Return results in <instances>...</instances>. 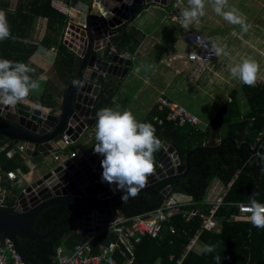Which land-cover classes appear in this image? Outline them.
Instances as JSON below:
<instances>
[{"label":"trees","instance_id":"1","mask_svg":"<svg viewBox=\"0 0 264 264\" xmlns=\"http://www.w3.org/2000/svg\"><path fill=\"white\" fill-rule=\"evenodd\" d=\"M108 5L112 6L113 3L109 2ZM168 6L171 9L172 3ZM143 9L145 8L136 9V17L142 14ZM0 10L7 13L11 26V38L0 41V59L28 64L39 46L44 48L55 46L58 57H61V61L56 60L57 64L63 61L69 67L71 76L76 77L81 61L62 40L69 19L54 9L50 0H17L13 9L9 0H0ZM37 18L43 20V32L36 45L27 40ZM127 38H123L122 41L119 37L118 39L114 37L112 41L119 48ZM138 44L133 43L129 50L134 53L138 49ZM104 93L106 95L101 94L102 97L95 107L96 119L97 112L105 108L111 98L107 90ZM239 94L247 105V110L243 113L238 101ZM167 112V109L159 110L156 104L144 123H150L162 143H167L174 149L181 165H184L190 152L206 150L189 158L190 170L186 176L163 187L129 197L125 202L118 201L115 205L126 216L143 214L159 207L163 202L161 190L170 187L176 194L188 196L193 203L185 206V210L196 208L198 213L187 219L182 214L174 215L170 220V225L175 229L174 234L163 230L161 239L144 237L135 246L133 264H157L156 262L175 264L182 256L181 264H217L216 256L220 258L219 264H264V229L253 227L245 219L237 220L238 208L235 206H218L214 212V219L219 221L217 230L199 232L197 242L203 248L201 254L186 250V246L200 229L201 214L209 212V206L201 203L205 200L206 192L214 179L224 185L231 182L225 193V202L249 203V197L255 192L257 201L264 203V159L254 155L250 149L255 139L264 131V89L242 84L239 91H232L228 103L217 109L216 118L205 131L166 123ZM155 120H161L162 125L158 126ZM4 141L5 139L0 137L1 169L5 173L16 168L27 172L22 157L7 158L8 148L3 147ZM217 142L222 145L219 150L213 151L218 147ZM163 154L162 147L153 154L154 170L157 169V163ZM7 209L12 210L13 207ZM224 216H232L233 220L224 221ZM80 219L79 212L66 207L47 208L40 214L34 232L50 236L44 241L20 242V249L32 263L56 264L57 249L62 248L65 253H69L75 246L88 240V236H77L74 232L75 224ZM111 240L113 237L109 234L98 236L94 239L93 252H97L98 244H106ZM209 245H215L214 252L206 251ZM170 256L173 257L171 260Z\"/></svg>","mask_w":264,"mask_h":264},{"label":"water","instance_id":"2","mask_svg":"<svg viewBox=\"0 0 264 264\" xmlns=\"http://www.w3.org/2000/svg\"><path fill=\"white\" fill-rule=\"evenodd\" d=\"M109 2L113 5L109 6ZM151 3H160V0H122L121 3L96 0L89 14L81 13L78 18H70L63 44L79 56L81 65L65 94L62 111L57 115L22 103L14 108L0 106V137L13 144H27L28 157L45 158L64 148V134L71 138L73 144L82 139L96 123L95 107L101 98L99 90L104 76L123 79L132 66L130 53L111 57L102 53L107 48L108 38L136 18V9ZM162 4L166 6L167 0ZM95 143L73 161L54 165L32 182L25 192H19L14 209L0 208V238L14 245L25 264L35 263L25 257L19 243L44 241L50 236L34 232L37 220L45 209L62 206L79 212L85 234L101 230L108 209L121 211L115 204L122 200L124 193L115 185L102 182L103 157L95 153ZM221 145L213 151L219 150ZM162 149L164 154L157 163V169L149 175L145 186L138 189L137 195L186 176L190 170L189 158L206 150L190 152L182 166L172 147L162 143ZM252 153L255 154V151ZM257 153L264 158V143Z\"/></svg>","mask_w":264,"mask_h":264},{"label":"crops","instance_id":"3","mask_svg":"<svg viewBox=\"0 0 264 264\" xmlns=\"http://www.w3.org/2000/svg\"><path fill=\"white\" fill-rule=\"evenodd\" d=\"M59 1L68 8L67 13H62L66 15L69 19L67 27H66V30H67L70 24V18L71 19L78 18L81 15V13H84V15L89 14L96 0H59ZM110 1H115L118 3L120 2L116 0H110ZM163 1L164 0H160V3H151L145 6L144 7L145 9H143L141 15L136 17L129 25L119 28L118 33L116 35L108 38L109 41L112 43V46L116 50L115 54H117L118 56H121L126 53L132 54V59H131L132 66L127 76L123 79L115 78L112 76H106V75L104 76L102 84L100 85L99 94L100 95L103 94L105 96L106 95V93H104L105 90L109 92V95L111 94L110 95L111 98L107 102L105 107L112 108L114 111H117V105L119 104L118 111L123 109V104L117 102L118 101L117 100L118 90L122 86V83L127 80V77H129L130 75L135 76V77L138 76L136 69L137 67L142 66V63L144 60H149L150 66H151L150 67L151 78H146L145 84L147 85L149 84V86L152 87V81H154V85H160V82L162 83V85L165 83L164 89L163 87H155V88L152 87L151 97L145 98L144 100L145 103L141 104L142 107L140 108L139 113H135V111L132 110L131 113L133 114L135 119L136 118L139 119L140 123L143 120V118H145V120L148 118L151 109L157 104L160 98H167L172 101V99L166 95L165 88H168L172 77L183 75V69H185L188 66V64L191 63V62H188L186 59V54L190 50V48L183 53L172 55L174 50L184 49V46L181 45L179 41L180 39L183 38L182 36L183 32L179 26L168 21L169 14H170V7L168 6L169 1L167 0L166 6L162 4ZM237 1L241 2L243 0H237ZM253 1H255L256 3V5L252 6L254 9L255 19L251 18L249 22H246L249 25L247 32H244L242 31V29H240L238 31H235L229 34L222 35L220 32H215L213 30L208 29L206 27L208 25L204 22H197L198 20H196L193 23L195 24L196 29L198 26L200 30L206 32L205 33L207 35L206 40H208L209 43L214 45L216 48L223 49V52L221 54L223 57L228 59V61H225V64L228 65V69H229V66H235L236 64L240 63L244 59H248V60L256 62L259 65V72L257 75L264 78V0L263 1L253 0ZM249 10L250 9L245 6L244 9H242L241 11L237 10V12L238 14H242V16L246 19L247 15L249 14ZM146 16H147L146 20H143V18H145ZM166 22H168L169 24V26L167 25V27L165 25ZM135 23H137L136 26H135ZM39 25L41 27L38 28L39 32L37 34V37L40 35V33L43 30V20L42 19H39ZM66 30L64 34L66 33ZM128 34H131V35L128 36ZM114 37H117V39L119 37L120 40H122L123 38H127V37L128 38L126 39L127 41L125 40V42H123V45L119 46L118 48L116 44L112 41V38ZM37 43H38V40L36 42H33V44H36V45ZM133 43H139L138 49L134 53L129 50V48L133 46ZM69 50L72 51L71 49ZM102 53L109 57L115 55V54L110 53L108 46L107 48L103 49ZM75 56H77V54H75ZM77 58H79V56H77ZM216 58H217V55L215 59ZM60 59L61 57H58V50L55 46L50 47V48H44L42 46H39L38 50L36 51L33 58L30 60L28 65L31 68L35 69L34 73H32L31 75L33 79H38L40 81L41 91L39 93L30 94L22 104L30 108L42 109L45 112H55L57 113V115L58 113L62 111L63 99L65 97V94L69 86L73 83L76 77L73 78L71 76L72 74L69 73V67L66 64H64L63 61L57 64L56 60L59 61ZM214 60L205 70H203V72L201 70H197L193 76H191V74L196 70V66L194 65V63H192L194 65L193 70L191 74H189L186 77V80L193 79V80H190V82L195 83L199 78L200 79L204 78L203 75L207 71V69L214 72V68L212 67ZM173 62H179L180 64L179 66L174 67L172 65ZM155 63L161 64V66H163L164 68V71L158 69V67L152 68L153 65H155ZM56 65H58V68H56ZM79 68L77 69V73H78ZM216 74H217V79H219V77L221 76L220 77L221 82H223V84L228 86V88H226V90H228L226 91L228 92V94H226L223 100L217 101L216 103V108L218 109L222 105H225L226 103H228V101L226 100L229 99L230 93L232 91H239L242 84L238 81V79L233 77L230 74V72L223 73L220 76L218 72ZM203 80L205 81L204 83L206 85L209 86L211 84L210 77H207L206 79H203ZM219 84L220 82H218L217 80L216 86ZM130 92H131V89L130 90L128 89L127 91H125V93H128L129 95H131ZM136 97L138 96L136 95ZM152 98H153V101H151ZM39 99H41L40 100L41 103H39L38 101ZM238 101L240 105L244 104L243 103L244 100L241 98L240 94L238 95ZM201 125L202 127H204L203 125L205 124H202L201 122ZM207 127L205 129H196V128L195 129L199 131H205ZM92 130H95V125L92 128ZM9 142L10 144L12 143L10 140ZM23 144L24 142L17 143L16 145L18 147ZM216 144H218V142ZM219 145L220 144H218V146ZM254 146L255 144L250 149H252ZM3 147H7L9 149L10 145H8L7 143H4ZM12 156L13 154L10 155L9 153H7V158H11ZM22 157L24 160V165L26 166L28 171L26 172L23 169L16 168L13 171H9V172H14L17 176H18L17 172H19L20 175L22 176H18V177L24 178V182H25L20 187H22V189H26L32 182L37 180L42 175H35L34 177L30 176L31 174L30 167L33 165V163L30 160H32L33 158H37L36 156L28 157L26 153H23ZM48 159L52 163V155ZM0 174H1V179L3 180V183L0 184V186L2 190L4 191L2 199L5 203V209H7L10 206H12L14 209L17 204V196L19 192L13 191L14 193L10 194L6 192V190L7 188H11L12 190H14L13 187L18 186V185H15L12 182L6 180L5 178L6 173L3 169H1V167H0ZM229 184L231 185V182L226 183L224 185L217 179H214L206 192V195L204 198L205 200L202 201L201 204L209 206L207 202H210L214 198L219 197L222 191H225L226 193V191H228L230 187ZM12 190H9V192H11ZM209 190H211L210 194L208 193ZM177 195L180 201L185 203L187 207L188 205L193 204L189 200L188 196L183 195V194H177ZM224 197H225V194L223 196V201H224ZM229 206L236 207V205H229ZM231 218L232 216H224L223 220L232 221L233 219ZM237 220H240V219H237ZM237 220L235 219V221ZM245 220H247V218H245ZM218 222L219 221L216 220V225L213 229L208 230V231L204 230V231L206 232L216 231L218 228ZM201 230L203 229H199L196 232L195 236L198 237V234ZM113 240H114V237H113ZM202 250H203L202 246L197 242V239H196V244L191 251H194L197 254H201ZM172 258L173 257L170 256L169 259L171 260ZM180 259L183 260V256ZM118 261L123 262V259L118 258ZM156 263H160V262H156Z\"/></svg>","mask_w":264,"mask_h":264},{"label":"built area","instance_id":"4","mask_svg":"<svg viewBox=\"0 0 264 264\" xmlns=\"http://www.w3.org/2000/svg\"><path fill=\"white\" fill-rule=\"evenodd\" d=\"M172 3L169 14V22L176 24L182 29V36L184 40L190 45V50L186 54L188 62L194 63L196 70L191 74L193 76L197 70H205L211 62L215 59L214 54L215 46L209 43L206 38L195 31L193 23L187 30L179 24V10L181 8H187L184 0H168ZM121 3V1L119 2ZM51 6L61 11V13H67L68 8L64 6L59 0H50ZM65 35V34H64ZM65 40V36L63 37ZM107 46L111 54H115L116 50L112 46V43L107 41ZM257 84L254 88L264 89V78L257 75ZM191 78V77H190ZM228 101V100H226ZM159 110L167 109V116L165 118L166 123H170L176 127H191L196 129H205L207 126L201 122L191 113L186 107L175 104L169 101L167 98H160L157 102ZM158 126L162 125L161 120H155ZM62 143L64 148L56 154H52V163L57 165L64 164L66 161H73L80 154L77 150L73 149V143L71 138L65 134L62 137ZM264 143V132L259 134L255 139V146L251 149L255 151L254 155H258L257 149L262 147ZM27 144L18 146L20 153H26ZM79 153V154H78ZM259 156V155H258ZM1 175V174H0ZM5 178L7 181L12 182L15 185L22 186L24 178L18 177L14 172H6ZM230 185V184H229ZM20 192H25L22 189ZM163 196L162 204L152 211H148L143 214H136L126 216L121 211H116L110 208L106 211L104 225L98 233L85 234L82 218L76 222L74 232L77 236H88V240L75 246L69 253H65L64 249L59 248L56 251L55 263L56 264H133L135 255V246L141 242L144 237H150L151 239H161L163 230L169 231L170 234L175 233V229L170 225V220L174 215L182 214L185 218L197 214L198 210L193 208L191 210H185V203L180 201L178 195L170 189V187L163 188L161 190ZM4 191L0 186V208L5 209V203L2 199ZM225 191L221 192V195L214 198L209 204V212L207 214H201V226L200 229L211 230L216 225L214 219V212L218 206L222 205H236L238 208L237 219L247 218L248 213L243 211V208L248 203H226L223 201ZM264 204V203H262ZM168 224V225H167ZM167 225V226H166ZM102 234H109L114 237V240L109 241L106 244H98L97 252L94 253V239ZM197 236H194L188 245L186 250H192L196 244ZM118 258L123 259V262H119ZM182 260L179 259L175 264H181ZM0 264H25L22 258L17 254L14 245L7 239L2 240L0 238ZM161 264V263H157Z\"/></svg>","mask_w":264,"mask_h":264},{"label":"clouds","instance_id":"5","mask_svg":"<svg viewBox=\"0 0 264 264\" xmlns=\"http://www.w3.org/2000/svg\"><path fill=\"white\" fill-rule=\"evenodd\" d=\"M214 11L232 25H239L247 32L249 25L242 14L234 7H228V0H210ZM188 8L179 10V24L185 30L205 15V0H188ZM11 38V26L7 13L0 10V41ZM222 48H215L214 54L219 56ZM150 68L151 66H147ZM230 74L244 85L255 87L258 79L259 65L244 59L235 66H229ZM35 69L23 62L0 59V106L14 108L23 103L33 93L41 91L40 81L32 78ZM137 73L141 71L136 69ZM95 123V153L103 157L101 161L102 182L115 185L123 191L122 202L135 197L138 189H142L154 170V153L162 147V141L156 136L155 128L150 123L136 121L129 111H114L102 108L97 114ZM254 192L249 203L243 208L248 213L247 221L258 229H264V204L257 201ZM206 251H215V245H209ZM219 264V256L215 257Z\"/></svg>","mask_w":264,"mask_h":264},{"label":"rangeland","instance_id":"6","mask_svg":"<svg viewBox=\"0 0 264 264\" xmlns=\"http://www.w3.org/2000/svg\"><path fill=\"white\" fill-rule=\"evenodd\" d=\"M260 1H263V0H260ZM9 2L11 3V8L13 9L15 4L17 3V0H9ZM184 3L186 7L188 8L187 0H185ZM253 5H256L255 1L253 0H243L241 2L240 1L238 2L237 0H228V7H226L225 10L226 11L231 10V8L234 7L235 9L239 8L237 10L241 11L246 6L250 10L245 20L246 22H249L251 18L255 19L254 9L252 7ZM146 18L147 16L143 18V20H146ZM197 22L206 23L208 26L206 25L205 26L208 29L213 30L215 32H220L222 35H226V34H229V33H232V32H235L241 29L239 25H232L228 23L227 21H225L221 15H217L214 11V8L210 0H205V15L199 18ZM136 25L137 23H135V26ZM165 25L166 27L167 25L169 26L168 22H166ZM39 27L41 26L39 25V19L37 18L35 20L34 27L31 30L30 38L27 40V42L29 41L33 43L39 40V37L41 36V33L43 32L42 30L40 35L37 37V34L39 32L38 30ZM194 28H195V24H194ZM195 31L206 38L207 36L205 34L206 32L200 30L198 26H197V29L195 28ZM179 41H180V44L184 46V49L183 50L176 49L174 50L172 55L183 53L190 48V45L184 40V38L180 39ZM225 61H228V59H226L225 57L222 56V54H220L219 56H217V58L214 60L212 64V67L214 68V72L207 69V71L204 73L203 75L204 78L203 77L202 78L206 79L207 77H210L211 84H213V85L210 84L211 86L206 85L204 83L205 81L200 78L195 83L190 82V80H193V79L186 80V77L189 74H191L193 67H194L192 63L188 64V66L185 69H183V75L174 76L171 78V82L169 83L168 88H165L166 95L170 97L174 103L186 107L190 112L193 113V115L199 121L202 122V124L209 126L214 121L213 119L216 118L217 101L223 100L226 94H228V92H226L228 91L226 90L228 86L223 84V82H221L220 80L221 74L229 73L228 65L225 64ZM179 64H180L179 62H173L172 65L176 67V66H179ZM147 66H150V61L144 60L142 63V66L137 67L141 69V71L138 73V76L135 77V76L130 75L129 77H127V80L122 83V86L118 90V96H117V100H118L117 102L123 104V109L119 110L120 112H123V111L132 112V110H134L135 113H139L140 108L142 107L141 104L145 103L144 101L145 98L151 97L152 87L154 88L163 87L164 89L165 83L162 85V83L160 82V85H162L160 86V85H154V81H152V87L149 86V84L148 85L145 84V79L151 78V73H150L151 70ZM157 67L158 69L164 71L163 66H161V64H158V63H155V65H153L152 68H157ZM217 72L219 73V76H220L219 79H217V74H216ZM217 80L218 82H220V84L216 86ZM128 89L129 90L131 89V92H130L131 95H129L128 93H125V91H127ZM140 92L142 95L140 94ZM136 95L138 97H136ZM151 101H153V98L151 99ZM243 103H244L243 105L242 104L240 105L242 113L247 110L246 102H243ZM118 108H119V104L117 105V111H118ZM136 121L139 122V119L136 118ZM144 121H145V118H143L141 123H143ZM94 141H96L95 130H91L88 133H86V135L82 139H80L77 143L73 145V149L77 150L81 154L85 152L86 150H88L92 146ZM4 143H7L8 145H10V148L8 149L7 153H9L10 155L13 154V158L23 156V153H20L18 151L16 144L11 143L12 144L11 145L9 140L7 139H5ZM254 144L255 142L252 145ZM30 161L33 163V165L30 167L31 177H34L35 175H43L46 172H48L50 169H52L54 165L55 166L57 165L55 163H51L48 158H45L42 156L33 158ZM17 174L18 176H22L20 175L19 172H17ZM13 188L14 190H12L11 188H7L6 192L13 194L14 192L22 191L20 190L22 189V187L20 186H15ZM9 190H12V191L9 192ZM210 192L211 190H209L208 193L210 194Z\"/></svg>","mask_w":264,"mask_h":264},{"label":"flooded vegetation","instance_id":"7","mask_svg":"<svg viewBox=\"0 0 264 264\" xmlns=\"http://www.w3.org/2000/svg\"><path fill=\"white\" fill-rule=\"evenodd\" d=\"M115 206V205H114Z\"/></svg>","mask_w":264,"mask_h":264}]
</instances>
